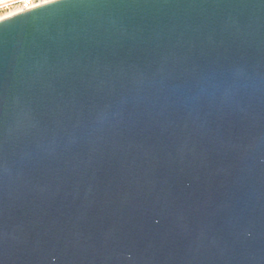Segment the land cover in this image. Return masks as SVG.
Masks as SVG:
<instances>
[{
  "label": "water",
  "instance_id": "obj_1",
  "mask_svg": "<svg viewBox=\"0 0 264 264\" xmlns=\"http://www.w3.org/2000/svg\"><path fill=\"white\" fill-rule=\"evenodd\" d=\"M0 264H264V0L0 19Z\"/></svg>",
  "mask_w": 264,
  "mask_h": 264
},
{
  "label": "built area",
  "instance_id": "obj_2",
  "mask_svg": "<svg viewBox=\"0 0 264 264\" xmlns=\"http://www.w3.org/2000/svg\"><path fill=\"white\" fill-rule=\"evenodd\" d=\"M52 0H0V19L32 9Z\"/></svg>",
  "mask_w": 264,
  "mask_h": 264
}]
</instances>
